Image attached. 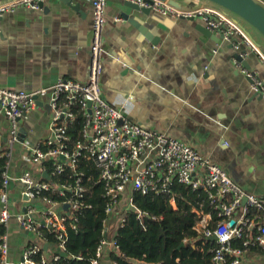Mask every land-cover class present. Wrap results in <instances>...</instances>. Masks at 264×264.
I'll list each match as a JSON object with an SVG mask.
<instances>
[{"label": "crops", "instance_id": "crops-1", "mask_svg": "<svg viewBox=\"0 0 264 264\" xmlns=\"http://www.w3.org/2000/svg\"><path fill=\"white\" fill-rule=\"evenodd\" d=\"M128 1L106 0L99 80L104 98L131 122L186 142L217 162L245 192L264 198V97L251 89L230 43L202 34L195 17L164 15L151 8L135 10ZM177 1L189 8L213 4ZM90 27V0H44L39 9L21 6L5 12L0 17V87L36 90L60 77L87 80ZM256 44L263 52L264 42L259 39ZM245 60L241 66L264 78V66L255 52ZM51 115L47 95L20 119L21 139L36 144L49 137ZM7 129V121L0 116L3 145ZM12 163V173L24 167L17 158ZM14 185L9 193L16 213L24 207ZM33 205L45 207L41 200ZM114 212L110 217L115 223L110 222L107 229L111 240L120 214L117 209ZM0 226L4 228L0 234L5 233L8 240L6 260L15 264L33 235L15 218ZM112 248L103 250L99 264H113ZM243 261L264 264V249L250 247Z\"/></svg>", "mask_w": 264, "mask_h": 264}, {"label": "built area", "instance_id": "built-area-1", "mask_svg": "<svg viewBox=\"0 0 264 264\" xmlns=\"http://www.w3.org/2000/svg\"><path fill=\"white\" fill-rule=\"evenodd\" d=\"M43 1L0 0V17L21 6L39 9ZM129 1L164 15L195 17L229 42L234 54L245 59L249 53L255 52L264 66V53L248 32L216 4L182 10L163 0ZM90 4V70L87 80L60 77L52 85L36 90L0 87V116L8 123L5 144L0 141V159L4 162L0 164V225L5 226L10 218H15L33 235L21 260L15 264H61L67 226L74 229L77 210L88 206L82 198L85 187L80 162L83 159L92 162L97 170L103 195L108 198L107 215L112 216L115 209L120 213L118 225H123L126 211L135 208L133 192L171 194L169 203L176 208L172 187L174 184L184 185L204 194L208 202L207 211L201 205L191 207L195 220L193 228L201 239L199 249L203 250V239L215 236L211 239L214 244L208 248L210 261L207 264H248L243 261L247 249L253 246L264 249V198L245 192L217 162L186 142L131 122L120 108L104 98L99 80L106 0H90ZM234 60L249 79L251 89L264 97V78L241 66L242 62L236 56ZM47 95L52 111L48 124L50 134L32 144L21 139L19 121ZM77 110L84 121L78 138L71 140L67 129L74 122ZM13 158L24 167L12 173ZM44 172L51 179L59 175H66V179L52 182L44 177ZM12 183L18 187L15 193L24 207L16 213L11 210L13 202L9 189ZM35 200H41L45 207H35ZM136 211V218H140L142 212ZM44 231L53 233L56 243L51 247ZM107 231L105 227L91 264H99L103 250L109 245L116 248L115 235L111 240L112 234L107 236ZM234 240L240 244L233 245ZM7 253V236L0 234V264H8Z\"/></svg>", "mask_w": 264, "mask_h": 264}, {"label": "trees", "instance_id": "trees-1", "mask_svg": "<svg viewBox=\"0 0 264 264\" xmlns=\"http://www.w3.org/2000/svg\"><path fill=\"white\" fill-rule=\"evenodd\" d=\"M83 121L77 110L74 122L67 129L71 140L78 138ZM3 163V159H0V164ZM80 168L84 170L82 184L85 192L82 198L88 206H81L77 210L76 228L67 226L61 264H91V260L96 258V248L104 236L105 227L108 229V224L115 223L105 211L108 198L103 195V185L98 180L93 163L83 159ZM52 179L65 180L66 175L53 176ZM172 191L176 208L169 203L171 194L133 192L132 202L136 209H128L123 225L117 224L115 227L116 248L109 251V259L113 264H207L210 261L208 248L214 241L203 239V250L199 249L201 239L193 228L195 220L191 210L196 201L203 204L205 211L209 210L206 197L180 184H174ZM136 210L142 212L140 218H136ZM3 229L0 226V233H3ZM44 233L51 247L56 243L53 233ZM232 243L240 244L238 240Z\"/></svg>", "mask_w": 264, "mask_h": 264}, {"label": "water", "instance_id": "water-1", "mask_svg": "<svg viewBox=\"0 0 264 264\" xmlns=\"http://www.w3.org/2000/svg\"><path fill=\"white\" fill-rule=\"evenodd\" d=\"M163 1H166L167 3L173 5L178 9H182V10L189 9L188 6L178 2L177 0H163ZM207 1H210L213 4L222 7L230 14L237 15L238 17L246 21L249 25L254 27L264 37V5L262 3L256 0H207ZM128 2L130 6L133 7L135 10H140L145 12H148L150 10V8L148 7L139 6L131 1ZM197 28L202 34L213 40H217L220 38V34H217L215 31L209 30L201 23L198 25ZM234 56H236L244 65H246L245 59H242L238 54H234ZM43 175L46 179H51L50 176L47 174V172H44ZM230 223L232 224L233 221L231 220ZM210 238L214 239L215 236L213 235ZM45 246L46 244H44V247Z\"/></svg>", "mask_w": 264, "mask_h": 264}, {"label": "rangeland", "instance_id": "rangeland-1", "mask_svg": "<svg viewBox=\"0 0 264 264\" xmlns=\"http://www.w3.org/2000/svg\"><path fill=\"white\" fill-rule=\"evenodd\" d=\"M233 16H234V18L242 25V26H244L245 27V29L247 30V31H249V33L251 34V36H252V38L254 39V40H256L257 42L259 41V39L260 40H262V42H264V37L254 28V27H252L251 25H249L246 21H244L243 19H241L240 17H238L237 15H235V14H232ZM257 36H258V38H257ZM256 42V43H257ZM264 52V51H263Z\"/></svg>", "mask_w": 264, "mask_h": 264}, {"label": "bare ground", "instance_id": "bare-ground-1", "mask_svg": "<svg viewBox=\"0 0 264 264\" xmlns=\"http://www.w3.org/2000/svg\"><path fill=\"white\" fill-rule=\"evenodd\" d=\"M75 228H76V226H75Z\"/></svg>", "mask_w": 264, "mask_h": 264}]
</instances>
